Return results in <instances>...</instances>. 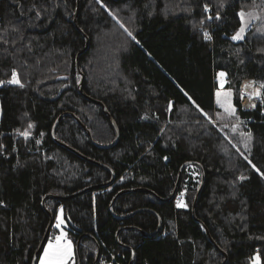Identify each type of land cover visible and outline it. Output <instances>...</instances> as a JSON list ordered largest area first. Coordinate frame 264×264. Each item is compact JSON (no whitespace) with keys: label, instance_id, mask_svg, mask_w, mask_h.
Listing matches in <instances>:
<instances>
[{"label":"trees","instance_id":"trees-1","mask_svg":"<svg viewBox=\"0 0 264 264\" xmlns=\"http://www.w3.org/2000/svg\"><path fill=\"white\" fill-rule=\"evenodd\" d=\"M260 0H0V264H30L48 222L61 207L74 245L81 233L100 243L98 262L111 264H264V112L245 110L239 84L248 78L264 94V32L258 19L234 40L240 12ZM207 9V10H206ZM263 10V11H262ZM116 122L115 131L100 105ZM226 75L246 157L210 122L216 110V74ZM15 73V76H13ZM14 81H19L18 83ZM89 129L91 139L69 114ZM31 127L32 134L21 131ZM107 164L114 182L67 199L65 195L108 181V170L59 144ZM173 197L158 200L146 187ZM181 205H177L178 198ZM146 207L119 218L134 209ZM120 226L134 225L146 233ZM226 253V258L205 233ZM51 230L54 228L51 226ZM50 234H48L49 237ZM47 237V238H48ZM118 240V241H117ZM119 242L126 244L123 246ZM92 238L80 242L81 264H92ZM37 263V262H36ZM74 261L67 264H76Z\"/></svg>","mask_w":264,"mask_h":264},{"label":"rangeland","instance_id":"rangeland-1","mask_svg":"<svg viewBox=\"0 0 264 264\" xmlns=\"http://www.w3.org/2000/svg\"><path fill=\"white\" fill-rule=\"evenodd\" d=\"M260 3L264 7V0H260ZM241 12L244 13L243 16L240 15L241 24L238 30L233 35L235 36L237 35V33H239L240 38L244 35L246 30L253 24V22L260 17V15L256 11V8H252L250 10L241 11ZM261 14L262 17L258 19V22L263 23V25L259 26L255 30V32L262 33L264 32V11ZM216 81L218 83V87L214 91V103L216 106V110L213 113L210 122L216 125L219 129H223L222 126L228 127V131L227 132L223 131V134L225 135L229 143L235 146L241 155L246 157V152L248 150V138L247 136L244 137L242 135L243 134L242 131L239 130V121L236 119L235 106L233 104V93L230 89L224 87L226 81V75L223 72H218L216 74ZM8 82L9 80H2L0 84L5 85V83ZM255 84H256V95H255L256 101L252 109H254L257 105H260L261 112H264V94L262 92V86L257 81H255ZM245 93L246 92H242L241 83H240L238 94H239V100L241 106L245 110H251L250 108H247V106L243 104ZM252 102H254V99L248 100L249 104H252ZM244 103L247 102L245 101ZM21 133L24 136L31 135L32 134L31 127L28 126L24 130H22ZM176 203L177 205L183 204L182 198L181 197L178 198ZM52 228H54L55 235L54 236L49 235V237L46 239L36 264H41V260L45 255V249L49 248L50 242L51 245L53 246L52 249L50 250V253L54 252L56 256L62 257L63 264L72 263L75 257L74 242L68 234L67 225L63 218V212L61 207H58V209L56 210ZM49 258L50 259L52 258L51 255ZM256 259H257L256 253H254L252 256V261L256 262ZM98 264H104V263L99 262Z\"/></svg>","mask_w":264,"mask_h":264},{"label":"water","instance_id":"water-1","mask_svg":"<svg viewBox=\"0 0 264 264\" xmlns=\"http://www.w3.org/2000/svg\"><path fill=\"white\" fill-rule=\"evenodd\" d=\"M78 10H79V0H76V9L74 11V15H73V24L77 27V15H78ZM88 48V37L85 35V45L84 47L78 51L76 53V57H75V68H76V74L80 76V80H79V83H78V90L80 92L81 95H83L86 99H88L89 101L93 102V103H96L98 105H100L101 107V110H102V113L104 114V116L108 119L109 123L111 124V126L113 127L114 131H115V137L113 139V141H111L110 143L106 144L105 146H110L112 145L118 138L119 136V130H118V127L116 125V122L114 121V119L112 118V116L110 115L109 111L107 110L106 106L104 105V103L99 100V99H96V98H93L91 96H89L88 94H86L83 90V85H82V81H83V73L81 72L80 70V66H79V54L84 52L86 49ZM65 114H69L71 115L76 121L77 123L80 125V127L85 131V133L88 135V137L91 139V134H90V131L89 129L86 127V125L72 112L70 111H63L61 112L58 117L56 118V120L54 121L53 123V126H52V129H51V134L54 136V131H55V128H56V125L57 123L59 122V120L61 119V117ZM56 141L65 146L66 148L70 149L71 151H73L75 154H77L78 156L82 157L83 159L95 164V165H98L106 170H108L111 174L110 178L108 179V181L104 182V183H94V184H89L85 187H82L72 193H69V194H65V195H58V194H53V193H47L43 196L42 198V203H43V206L45 207L44 205V201L46 198H60V199H67V198H70L72 196H75V195H78L84 191H87V190H91V189H94V188H98V187H102V186H108L110 184H112L114 182V172L113 170L105 163L101 162V161H98L96 159H93L83 153H81L80 151H78L77 149L71 147L70 145L62 142V141H59L56 139ZM188 164H196L199 169H200V173H201V180H200V183H199V186L197 188V191H196V194L194 196V199H193V202H192V214L194 216V211H195V205H196V201H197V197H198V194L200 192V189L203 185V179H204V170L201 166L200 163L198 162H195V161H185L183 162L180 166H179V169H178V172H177V176H176V180H175V184H174V187L170 193V195H168L167 197H161L159 195H157L154 191L150 190L149 188H146V187H131V188H123V189H120L118 190L112 197L110 203H109V210L112 212V204L114 202V200L122 193L124 192H127V191H146L150 194H152L155 198H157L158 200H167V199H170L171 197H173V195L175 194L176 190H177V187H178V184H179V181H180V177H181V173H182V170L183 168L188 165ZM46 209V207H45ZM142 209H147L146 207H141V208H137V209H134L126 214H122V215H118L119 218H125L133 213H135L136 211H139V210H142ZM46 212L48 214V222H47V225L45 227V230L43 232V235L32 255V259H31V263L30 264H36L37 262V259L40 255V252L42 251V248L44 246V243L48 237V234L50 233L51 231V226L53 224V214L48 211L46 209ZM195 217V216H194ZM160 227V220H159V223H158V227L150 232V233H146L144 232L142 229L134 226V225H124V226H120L117 231H116V235H117V232L122 229V228H131V229H136L138 231H140L141 233H143L144 235H150V234H154ZM205 233L207 235V237L209 238V240L213 243V245L223 254L224 258H226V253L220 249L218 247V245L214 242V240L212 239L210 233L208 232L207 229H205ZM83 236H88L90 238L93 239L94 243H95V246H96V254H95V257L93 259V262L92 264H98V260H99V255H100V243L96 240V238L90 234V233H81L80 235H78V237L76 238V241H75V245H74V248H75V254H76V261L77 263L76 264H81V255H80V242H81V238ZM132 257H133V252H132V255H131V259L129 261L128 264L131 263L132 261Z\"/></svg>","mask_w":264,"mask_h":264},{"label":"built area","instance_id":"built-area-1","mask_svg":"<svg viewBox=\"0 0 264 264\" xmlns=\"http://www.w3.org/2000/svg\"><path fill=\"white\" fill-rule=\"evenodd\" d=\"M7 84V83H5ZM241 88H242V92H246V94L244 95L245 98H244V102L246 101L247 103H244L243 104L245 106H247V108H250L252 109L255 101H256V84H255V81L253 79H248V78H245V79H242L241 81ZM245 90V91H244ZM254 99V102H252V105L248 103V100H252ZM50 236H54L55 235V232H53V230L50 231ZM111 263V261H108L106 262V264H109Z\"/></svg>","mask_w":264,"mask_h":264},{"label":"snow or ice","instance_id":"snow-or-ice-1","mask_svg":"<svg viewBox=\"0 0 264 264\" xmlns=\"http://www.w3.org/2000/svg\"><path fill=\"white\" fill-rule=\"evenodd\" d=\"M207 10V9H206ZM241 16L244 15L243 12L240 13ZM240 38V34L237 33V35L233 36V39H238ZM13 76H15V73H13ZM16 83H18L19 81H14ZM52 245L51 242L49 243V248L45 249V255L41 260V264H63V259L62 257H58L56 256V254L54 252L50 253V250L52 249ZM51 255V259L49 258Z\"/></svg>","mask_w":264,"mask_h":264},{"label":"crops","instance_id":"crops-1","mask_svg":"<svg viewBox=\"0 0 264 264\" xmlns=\"http://www.w3.org/2000/svg\"><path fill=\"white\" fill-rule=\"evenodd\" d=\"M256 257H257L256 262H254V261L251 260V264H259V255H258L257 252H256Z\"/></svg>","mask_w":264,"mask_h":264},{"label":"flooded vegetation","instance_id":"flooded-vegetation-1","mask_svg":"<svg viewBox=\"0 0 264 264\" xmlns=\"http://www.w3.org/2000/svg\"><path fill=\"white\" fill-rule=\"evenodd\" d=\"M118 241V240H117ZM120 244H122L123 246H127L126 244H123V243H121V242H119ZM96 247V246H95ZM99 263V262H98ZM101 263H104V264H106L105 262H102L101 261ZM109 264H111V263H109Z\"/></svg>","mask_w":264,"mask_h":264},{"label":"bare ground","instance_id":"bare-ground-1","mask_svg":"<svg viewBox=\"0 0 264 264\" xmlns=\"http://www.w3.org/2000/svg\"><path fill=\"white\" fill-rule=\"evenodd\" d=\"M246 94V93H245ZM252 105V104H251Z\"/></svg>","mask_w":264,"mask_h":264}]
</instances>
